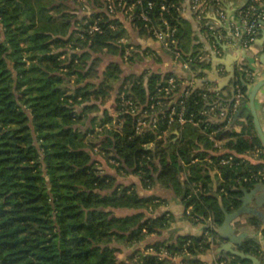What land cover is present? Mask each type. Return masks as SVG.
<instances>
[{
	"label": "trees",
	"instance_id": "trees-1",
	"mask_svg": "<svg viewBox=\"0 0 264 264\" xmlns=\"http://www.w3.org/2000/svg\"><path fill=\"white\" fill-rule=\"evenodd\" d=\"M166 1L178 19L182 58L194 56L181 40L177 10L189 0ZM105 4L0 0V264H172L146 250L175 251L188 239L189 259L201 262L196 256L210 247L206 235L164 238L171 213L153 189L171 187L200 223L210 217L220 224L222 206L231 212L241 205L236 188L251 185L237 184L235 171L264 168L262 160L239 168L218 162L263 146L244 103L239 110L247 112V125L240 132L224 128L225 120L211 122L220 127L218 138H229L222 153L191 123L167 127L169 109L159 110L158 99L175 104L189 91L187 111L196 112L208 107L202 92L227 102L236 90L223 96L209 83L189 85L176 72L181 61L162 67L157 59L153 65L145 51L134 49L140 46L120 41L128 28L151 37L145 21L130 19L123 8L110 12ZM158 15L155 8L153 18ZM94 23L100 28L90 33ZM203 63L196 59L191 66ZM248 72L252 68L244 65L234 79L246 96L253 84ZM170 77L176 87L163 97L159 87ZM126 99L146 114L154 102L156 126L147 115L139 130V116L123 112ZM174 129L179 136L172 141ZM195 157L207 160L192 162ZM214 164L221 176L216 189L208 186ZM210 233L215 237L213 228ZM240 248L263 257L249 242ZM247 262L234 257L230 264Z\"/></svg>",
	"mask_w": 264,
	"mask_h": 264
},
{
	"label": "built area",
	"instance_id": "built-area-1",
	"mask_svg": "<svg viewBox=\"0 0 264 264\" xmlns=\"http://www.w3.org/2000/svg\"><path fill=\"white\" fill-rule=\"evenodd\" d=\"M105 5L110 12L115 11V7L123 8L124 12L129 15L130 19H141L145 21L146 26L149 28L151 37L157 41L161 47L170 52L173 55V58L176 62L181 61L184 68H190L191 63L198 60L200 57L195 53L194 56L189 55L186 58H182L183 54L179 46L180 39L178 37V19L174 17L170 7V3L166 0H105ZM127 3V4H126ZM189 8L194 14L195 18L200 21V23L207 30L208 35L213 37L215 40H218L221 36V30L225 29L232 33L234 36L238 37L241 45L245 49H249L250 46L254 43L255 39L258 37V34L262 28V19L264 18V2L261 0H251L250 3H247L237 9L233 14L227 13L224 8V0H189ZM155 8H158L159 15L157 20L153 18ZM177 10L181 13V8L177 7ZM99 25L94 23L90 25L89 32L99 30ZM122 42H128L124 37L120 39ZM129 51V49H127ZM243 66L241 67V70ZM249 79L252 80V83L255 82L256 76L254 73H247ZM189 85H193L192 81H188ZM204 86V85H203ZM201 86V87H203ZM176 87V81L173 77H170L167 83L161 87L159 90H164L162 93L163 97H168ZM232 90L236 92L229 98V101L222 102L219 100H211L212 95L202 92L201 96L203 100L206 101L208 107L200 108L195 111H187L186 101L189 91L179 94L178 103L173 104L171 100H160L156 102L159 105V110L163 106L168 107L167 115V127H171L173 123H178L181 127L185 123H191L199 127L200 131L208 138L212 143V146L220 151L224 146L226 141L229 138L220 139L217 137V133L220 130V127L211 128V122L214 119L225 120L226 124L224 128L230 127V123L235 119V114L239 111L241 103L248 102L247 96L244 92L241 91L240 87L236 84L232 86ZM125 107L123 112H129L134 115L139 116V130L143 129L146 126L147 120L146 116L150 117V121L153 123V126H156L158 117L155 115L156 105L152 102L149 106L151 109L150 114H146L147 110L143 109L142 106H139L131 99H126ZM155 111V112H154ZM222 128V127H221ZM167 132V129L164 130V133ZM172 133L176 134L178 137L179 130L174 129ZM154 143L151 142V145ZM224 152V151H222ZM218 152V153H222ZM255 156L259 157L260 160L264 161V147L255 146L252 149H249L243 152V155L238 154H229L227 156L221 157L219 159L220 164H228L234 168H239L240 165L247 164L246 157ZM198 160L197 157L192 159V162ZM210 161V160H209ZM216 164H214V169ZM234 180L237 184L249 183L253 184L255 182L264 181V168L250 169V170H236ZM198 187L194 188V192L198 191ZM185 214L194 222H200L198 216L192 213V206H187L185 208ZM208 228L205 229L204 234L206 235L207 242L210 243V246L214 243L215 237L210 233V229L214 228L215 223L209 217L206 222ZM190 244L188 239L182 248L176 249L175 251L169 250L167 247H161L160 250L156 252L153 247H149L146 250L148 254L157 253L159 257L168 256L172 259V264H228L225 259L218 258L209 263L206 262H194L189 259L190 252L187 249V245Z\"/></svg>",
	"mask_w": 264,
	"mask_h": 264
},
{
	"label": "crops",
	"instance_id": "crops-1",
	"mask_svg": "<svg viewBox=\"0 0 264 264\" xmlns=\"http://www.w3.org/2000/svg\"><path fill=\"white\" fill-rule=\"evenodd\" d=\"M247 1L248 0H224V8L227 13L233 14L237 9L243 7ZM188 3L189 2L186 3L181 11L180 25L181 29H183V34L185 35L184 37H181V40L183 42L187 41L190 52H195L200 57L199 61L204 63L200 66H194L195 68L192 66H190V68H184L183 66L182 68L176 67L177 74L183 77L186 81H192L196 86H203L209 83L213 86V89L222 87L219 92H221L223 96H228V94L232 92V83L235 79L234 77L228 80L229 74L226 70L227 66L222 63L223 61H226V59L233 60L236 57H239V61L236 64L235 75L237 71L241 70L242 64L240 63L243 62L247 63V65L252 68L253 73L256 76L255 81L264 76V63L260 60L261 54L264 53V40L260 44L259 41H256L258 38L257 37L250 48L245 49L241 45L239 38L225 29L221 30V36L218 40H215L213 37L208 35L204 26L195 18L194 14L189 8ZM262 20L264 21V18ZM127 30L128 36L126 37V40H130L134 46H140L139 48L134 47V49L138 52L141 51V53L142 51H145L144 53L147 60L151 61L152 64L154 63L153 61L157 59L158 61L160 59L159 65L162 67H169L172 63H178L174 60V58H172L170 52L164 50L161 45L154 39H151L150 36L145 34L138 35L131 28H128ZM245 56H247V58H245ZM244 104L249 108L248 102ZM255 106L260 125L264 131V85L256 94ZM239 111L240 113L237 114V111L235 114V119L230 123V128L233 130V132H240L243 129V126L247 125V112L244 111L242 113L241 110ZM176 136L172 138V141L176 140ZM233 139H235V137H233ZM200 147L203 148L201 143ZM226 149L227 147L225 143V146L220 151H217V149L214 151L218 153L225 151ZM238 155H243V153H239ZM244 157H246L245 159L249 163H257L260 161L259 157H255L253 155L248 156L245 154ZM205 160H207V157L203 159L198 158V160L194 162ZM200 172L204 173L203 170H200ZM208 172L211 175V180L208 182V186H212V188L216 189L217 184H219L221 181L220 172L217 169L209 170ZM246 188L247 191H256L253 194V203H255V199L258 200L259 203L262 204L258 210L264 213V181L255 182ZM153 192L158 193L163 199H165V205L169 213H171L170 225L167 232L163 235L164 238H168V241H172L178 235L201 236L204 234L205 229L202 231V228L206 223H194V221L187 217L185 214V204L182 200V197L177 195L171 187L167 188L158 185L153 189ZM240 192L242 197L243 192ZM233 223L237 231H246L253 236L246 238V241L242 243V245L249 242L252 247L257 246L263 257L261 258L253 252L247 253L257 256L260 258L261 262H264V220L261 221V219L255 214L247 213L241 215ZM216 225L217 224H215V226ZM218 239L219 237L215 236L212 246L198 254L196 257L200 261L206 263L214 261L218 258H222L225 259L228 264H230L234 256L226 258L224 256L220 257L219 254L216 253L218 248L216 240ZM247 263H250V260H248Z\"/></svg>",
	"mask_w": 264,
	"mask_h": 264
},
{
	"label": "water",
	"instance_id": "water-1",
	"mask_svg": "<svg viewBox=\"0 0 264 264\" xmlns=\"http://www.w3.org/2000/svg\"><path fill=\"white\" fill-rule=\"evenodd\" d=\"M262 28L258 34V38L256 41H259L260 44L264 40V21H261ZM247 58V56H245ZM260 60L264 63V53L261 54ZM239 61V57H236L233 60L223 61L222 63L227 66L226 70L229 74L228 80L235 77V71H236V64ZM242 66L247 65V63H240ZM234 85V81L232 83V86ZM264 85V76L258 80H256L251 86L250 91L248 94V105L250 108L252 121L257 133V136L259 137L261 144L264 147V131L260 125L258 113L255 106V97L259 89ZM221 88L214 89L216 91H220ZM240 113V111L237 112V114ZM238 191L243 192V196L240 198L241 205L234 211H227L223 206V213H224V219L222 223L217 224L213 229L216 237H219L218 240H216V243L218 245V248L216 250V253L219 254V256H224L226 258L230 256L234 257H240L242 259L250 260V263L247 264H264V262H261L260 258L257 256L247 253L244 250L240 249L242 243L246 241V238L253 237L251 234H249L246 231H237L236 227L234 226V221H236L241 215L252 213L257 215L261 221L264 220V213H262L258 208L262 205L259 203L258 200L255 199V203H253V194L256 191H247V188L245 186H239L236 188ZM208 228L207 224L203 225L202 231L204 229ZM201 231V232H202Z\"/></svg>",
	"mask_w": 264,
	"mask_h": 264
},
{
	"label": "rangeland",
	"instance_id": "rangeland-1",
	"mask_svg": "<svg viewBox=\"0 0 264 264\" xmlns=\"http://www.w3.org/2000/svg\"><path fill=\"white\" fill-rule=\"evenodd\" d=\"M125 39H126V37H125ZM168 134H169L168 132L165 133V136H164V137L166 138V137L168 136ZM127 212H128V211H127ZM121 213L123 214L124 212H123V211H122V212L120 211L119 214H121ZM212 241H214V240H212ZM134 247H135V246H134ZM132 249H133V247H130L129 249H125V252L130 253V251H132Z\"/></svg>",
	"mask_w": 264,
	"mask_h": 264
}]
</instances>
